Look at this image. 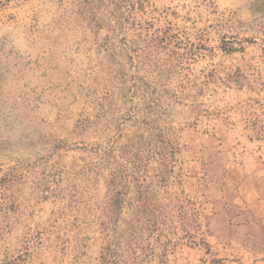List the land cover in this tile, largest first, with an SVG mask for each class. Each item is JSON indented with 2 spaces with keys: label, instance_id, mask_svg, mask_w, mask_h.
I'll return each mask as SVG.
<instances>
[{
  "label": "rangeland",
  "instance_id": "374dc122",
  "mask_svg": "<svg viewBox=\"0 0 264 264\" xmlns=\"http://www.w3.org/2000/svg\"><path fill=\"white\" fill-rule=\"evenodd\" d=\"M108 255L264 264V0H0V264Z\"/></svg>",
  "mask_w": 264,
  "mask_h": 264
},
{
  "label": "trees",
  "instance_id": "16d2710c",
  "mask_svg": "<svg viewBox=\"0 0 264 264\" xmlns=\"http://www.w3.org/2000/svg\"><path fill=\"white\" fill-rule=\"evenodd\" d=\"M112 253H113V250L109 254H112ZM113 257H114L113 255L106 256L104 264H119V262Z\"/></svg>",
  "mask_w": 264,
  "mask_h": 264
}]
</instances>
